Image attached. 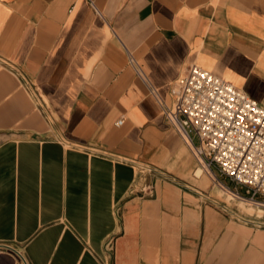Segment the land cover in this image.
Segmentation results:
<instances>
[{
  "label": "crops",
  "instance_id": "crops-1",
  "mask_svg": "<svg viewBox=\"0 0 264 264\" xmlns=\"http://www.w3.org/2000/svg\"><path fill=\"white\" fill-rule=\"evenodd\" d=\"M190 63L264 107V0H0V264H264L157 100Z\"/></svg>",
  "mask_w": 264,
  "mask_h": 264
},
{
  "label": "built area",
  "instance_id": "built-area-1",
  "mask_svg": "<svg viewBox=\"0 0 264 264\" xmlns=\"http://www.w3.org/2000/svg\"><path fill=\"white\" fill-rule=\"evenodd\" d=\"M170 90L171 104L158 96L157 100L168 123L194 154L197 168L232 198L264 210V107L195 63L185 66ZM122 122L119 119L116 125ZM221 176L234 186L224 183ZM0 249L10 248L0 243Z\"/></svg>",
  "mask_w": 264,
  "mask_h": 264
},
{
  "label": "rangeland",
  "instance_id": "rangeland-1",
  "mask_svg": "<svg viewBox=\"0 0 264 264\" xmlns=\"http://www.w3.org/2000/svg\"><path fill=\"white\" fill-rule=\"evenodd\" d=\"M193 136V135H192ZM193 141L197 143V139L195 136H193ZM198 165L196 164V169ZM138 173H140L139 169H137ZM197 172V170H196ZM195 172L194 176L198 177L197 180L200 181L202 186L206 188L211 194L212 199L216 202H218L220 207H228L232 209L233 212H236L237 214L241 216H249V214H261L262 209L255 207L253 204H250L246 201L238 200L235 198H232L227 193H225L221 188L214 185V183L211 181V179L208 177V175L205 173V171H200L199 174ZM220 179L226 183L229 184L231 187L234 186V183L231 182L228 178L221 176ZM242 191V190H241Z\"/></svg>",
  "mask_w": 264,
  "mask_h": 264
},
{
  "label": "bare ground",
  "instance_id": "bare-ground-1",
  "mask_svg": "<svg viewBox=\"0 0 264 264\" xmlns=\"http://www.w3.org/2000/svg\"><path fill=\"white\" fill-rule=\"evenodd\" d=\"M200 171H201V168H198V169H197V172H196L197 175L199 174ZM228 195L231 196L230 194H228Z\"/></svg>",
  "mask_w": 264,
  "mask_h": 264
}]
</instances>
